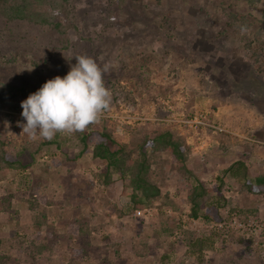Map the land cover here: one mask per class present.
<instances>
[{
	"label": "rangeland",
	"instance_id": "obj_1",
	"mask_svg": "<svg viewBox=\"0 0 264 264\" xmlns=\"http://www.w3.org/2000/svg\"><path fill=\"white\" fill-rule=\"evenodd\" d=\"M29 15L0 16V137L16 162L0 164V264H264V192L222 176L238 160L264 174V0H42ZM77 55L109 65L108 108L82 132L30 139L21 102ZM93 129L133 158L171 133L209 189L223 177L221 219L191 218L179 165L150 148L161 196L127 214L130 189L105 185L103 163L80 155Z\"/></svg>",
	"mask_w": 264,
	"mask_h": 264
},
{
	"label": "trees",
	"instance_id": "obj_2",
	"mask_svg": "<svg viewBox=\"0 0 264 264\" xmlns=\"http://www.w3.org/2000/svg\"><path fill=\"white\" fill-rule=\"evenodd\" d=\"M42 0H0V16L6 21H20L29 19V11L32 6L41 3ZM120 0H117L119 2ZM41 23L49 24L47 19H39ZM56 30L61 31L63 27L60 23H53ZM63 30V29H62ZM96 135L99 139L97 140ZM80 142L82 149L80 155L89 153L91 158L98 160L104 165L105 185L109 184L112 176L123 181L124 188L130 189L127 214L144 211L151 201L161 196L160 187L150 179L151 158L147 153L150 148L153 153L168 152L179 165L181 174L190 184L189 204L190 216L193 219L204 221L220 220V210L227 206V200L223 194L225 186L223 177L229 176L231 181L239 184L244 191L251 194L264 192V174L251 177L249 167L243 160H238L223 172V177H219V182L213 189H209L206 184L193 173L187 163L186 150L184 145L173 139L169 132H157L147 139L138 148L139 157L133 158L127 150V145L120 143L110 132L93 129L81 134ZM8 143L0 137V164L3 168H12L16 162L10 156ZM18 165H21L19 162ZM216 194V195H215ZM219 196V197H218ZM213 241L206 239L201 243L200 254L204 248L211 249ZM208 248V249H209Z\"/></svg>",
	"mask_w": 264,
	"mask_h": 264
},
{
	"label": "clouds",
	"instance_id": "obj_3",
	"mask_svg": "<svg viewBox=\"0 0 264 264\" xmlns=\"http://www.w3.org/2000/svg\"><path fill=\"white\" fill-rule=\"evenodd\" d=\"M75 58V65L63 78L49 79L21 102L26 123L18 124L30 139L51 140L58 132H82L108 108L111 97L103 75L109 65L101 67L86 55Z\"/></svg>",
	"mask_w": 264,
	"mask_h": 264
},
{
	"label": "built area",
	"instance_id": "obj_4",
	"mask_svg": "<svg viewBox=\"0 0 264 264\" xmlns=\"http://www.w3.org/2000/svg\"><path fill=\"white\" fill-rule=\"evenodd\" d=\"M202 115H199L198 117H195L194 121H191L193 122L195 125H200L202 127H212V128H216V129H219L218 127L214 126V125H211L209 124L208 122H205V121H202ZM198 127V126H196ZM144 211H139L137 214L138 215H143Z\"/></svg>",
	"mask_w": 264,
	"mask_h": 264
}]
</instances>
